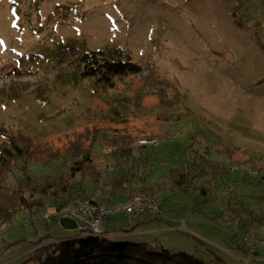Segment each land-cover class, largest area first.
Returning <instances> with one entry per match:
<instances>
[{
    "label": "rangeland",
    "instance_id": "1",
    "mask_svg": "<svg viewBox=\"0 0 264 264\" xmlns=\"http://www.w3.org/2000/svg\"><path fill=\"white\" fill-rule=\"evenodd\" d=\"M83 52L127 54L142 70L110 84L82 78ZM91 123L102 135L125 126L139 148L149 145L140 140H164L144 152L149 182L172 167L191 168L197 150L198 160H211L204 154L211 146L235 149L233 166L216 170L209 193L192 187L161 194L166 219L148 221L145 228L153 231L116 235L147 214L105 215L101 226L110 239L129 242L132 251L143 243L142 251L184 252L211 264H264L263 245L254 259L240 249L255 237L251 225L264 228V0H0V143L20 132L57 144L63 132ZM173 130L194 131L196 140L187 133L166 137ZM104 152L93 145L101 184L83 182L92 198L107 193L113 174ZM59 165L29 168L39 175ZM230 198L246 207H236L243 212L235 220L227 218ZM50 212L55 215L50 207L35 213L29 224L21 222L32 216L19 212L0 227V264H41L45 255L38 260L26 253L30 244L89 234L45 219ZM169 217L171 229H155L166 227Z\"/></svg>",
    "mask_w": 264,
    "mask_h": 264
},
{
    "label": "trees",
    "instance_id": "2",
    "mask_svg": "<svg viewBox=\"0 0 264 264\" xmlns=\"http://www.w3.org/2000/svg\"><path fill=\"white\" fill-rule=\"evenodd\" d=\"M98 54H80L78 61L82 66V78L94 77L110 84L114 78L138 74L142 70L129 60L127 54L121 58L98 57ZM101 130L103 128L95 123L85 125L81 130L76 127L63 132V138L57 144L37 143L20 132L8 135L0 143V227L19 212H28L34 217L35 213L45 211L47 207L59 212L76 201L92 200L100 205L135 199L156 202L155 197L163 191L187 192L192 187L199 188L205 194L207 186L196 185L197 178L209 173L212 176L208 184H211L218 173L216 170L228 172L226 164L212 163L205 156L198 160L197 154L189 163L191 168L172 167L165 177L152 183L147 180L151 174L147 155L137 156L135 153L137 135L130 133L125 126L110 129L108 135H102ZM167 133L166 137L173 133H187L191 140H196L197 135L194 131L173 130ZM96 143L105 150L106 166L113 174L109 177L107 193L100 190L92 198L83 190V182L89 179L93 184H101V174L94 165L92 155ZM58 161L60 165L52 173L36 175L29 168L30 164L49 167ZM137 168H141V174H137ZM15 171H19V175ZM157 205L161 208V205ZM48 219L56 220L57 216L51 215ZM128 244L113 241L106 235L79 234L50 243L37 241L33 257L41 260L45 255L41 264H211L184 252L172 254L166 249L160 252L142 251L145 248L143 243L133 244L140 247L132 251Z\"/></svg>",
    "mask_w": 264,
    "mask_h": 264
},
{
    "label": "built area",
    "instance_id": "3",
    "mask_svg": "<svg viewBox=\"0 0 264 264\" xmlns=\"http://www.w3.org/2000/svg\"><path fill=\"white\" fill-rule=\"evenodd\" d=\"M161 139L156 140H140V143L155 145L160 143ZM254 174V172H253ZM257 176V174H256ZM124 211L128 216L137 214H147V213H157L163 214L162 209L157 205L156 202L150 199H135L126 202H118L112 205L104 206L93 202L92 200H83L69 203L65 206L61 211L56 212L55 216L57 219L66 217L73 219L77 228L80 230L88 231L92 236H102L104 235V231L102 230V222L104 220L105 215L110 214L112 212ZM52 212L45 213L44 218L48 219ZM26 218L21 223L29 224V222L33 219ZM2 238V230L0 229V239ZM247 242L248 250L247 258H252L253 252L258 251V247L261 243H258L255 239L252 240L245 239ZM264 243V242H263ZM255 254V253H254Z\"/></svg>",
    "mask_w": 264,
    "mask_h": 264
},
{
    "label": "crops",
    "instance_id": "4",
    "mask_svg": "<svg viewBox=\"0 0 264 264\" xmlns=\"http://www.w3.org/2000/svg\"><path fill=\"white\" fill-rule=\"evenodd\" d=\"M164 141V140H163ZM163 141H161L160 143H162ZM160 143H158V144H155V145H143V146H140V148H139V146L135 143V146H136V150H135V153L137 152V151H139V153L141 152V150L143 149V152H142V156L143 155H145L149 150L151 151V149H152V147H154V146H157V145H159ZM211 148H212V153H208V157H209V155H211L212 154V161L213 162H222L223 164H226V166H227V170H229V168H230V166H233V159H234V157H235V155H234V151H232V150H235L233 147H227L226 149H230V151L231 152H228V153H223L222 151H221V149L219 148V147H217V146H211ZM214 148V149H213ZM229 151V150H228ZM144 152H146V153H144ZM197 152H198V150H197ZM198 154V153H197ZM196 154V155H197ZM204 154H205V152H204ZM196 155L194 156V159H195V157H196ZM206 156H207V154H205ZM200 156L198 155V158H199ZM214 157V158H213ZM215 157H218L217 159L215 158ZM209 159H210V157H209ZM208 170V169H207ZM260 170V169H259ZM168 171H169V169H168ZM167 171L165 172V174H161L160 176L158 175V178H156L157 180H160L161 178H163V177H165L166 175H167ZM206 176V177H205ZM211 176L212 175H210L209 173L208 174H206V175H202V176H200L199 178H198V181H201V182H197V179H196V181H195V184L196 185H200V186H202V187H206L207 186V188H206V193H209L210 192V187L212 188V183L214 182H212L211 184H208V182L210 181V179H211ZM153 176H152V174H151V178H152ZM157 180H155L154 182H156ZM203 182V183H202ZM153 183V182H152ZM165 192H170L171 194H170V196L171 195H173L174 193H172L171 191H163V192H161V193H159L156 197H155V201L159 204V205H161V208H162V212H163V214H155V213H147V216H144V219L142 220V221H138V223H136L137 225H133V226H131L130 228H129V232H126L127 230L126 229H124V228H122L123 230L122 231H120V232H116V235H119V234H127V233H135L134 234V236H138L139 234L138 233H140V235H142V234H145V233H148L149 231H153L154 229L153 228H145V227H147L148 225H152V224H149V223H147L148 221H152V220H160L161 218H164V219H166L165 217V212H164V208H163V204H164V202H165V197H163V199H160L161 197H160V195L161 194H163V193H165ZM205 193V194H206ZM235 199V200H234ZM122 202H124V201H122ZM232 202H233V205H232ZM245 203L244 202H242L241 200H239L238 198H230V206H232V208H228V210H227V212H231V214H232V216H230V215H228V217L227 218H229V219H236V218H239V217H237L238 216V213L240 212H243V211H236V207H240V206H242V207H245V205H244ZM101 205H104V206H108V204H101ZM246 208V207H245ZM246 212H247V210H246ZM180 220H183V219H180ZM173 222V218H171V217H169L168 218V221H167V226L166 227H162L161 228V226H159V224H157L156 226H155V229L156 230H159V231H161V230H164V232L165 231H167V228H169V229H171L172 228V225H171V223ZM105 223V222H104ZM256 224V223H255ZM260 224H264V223H260ZM136 228H144V229H142V230H136ZM102 230L104 231V235H109V234H107V232H106V229H104L103 227H102ZM121 230V229H120ZM251 230L252 231H250V234L251 233H253V235L255 234V237H253V238H255L256 240H257V242L258 243H261V245H263L264 246V239H262L263 237H264V228L263 229H256L255 227H254V225H251ZM126 232V233H125ZM258 234H260L259 236H258ZM71 235V236H70ZM72 236H74L73 234H71V233H69L68 234V236H65V237H72ZM258 238V239H257ZM246 241V240H245ZM48 243H50V242H48ZM43 244V243H42ZM151 244V246H153L154 244H156V246H157V243L156 242H151L150 243ZM260 245V247H259V249H258V251L255 253V255H254V257L253 258H251V259H254V258H258L256 255L258 254V253H260V248L261 247H263V246H261ZM36 247V245H35V242L33 243V244H30L27 248H25V251H26V253H28V252H33V249ZM241 250H242V253H243V255L245 256V258H246V255H247V251H248V246H247V248H245V249H243V248H240ZM243 256V257H244ZM247 260H250V259H247Z\"/></svg>",
    "mask_w": 264,
    "mask_h": 264
},
{
    "label": "water",
    "instance_id": "5",
    "mask_svg": "<svg viewBox=\"0 0 264 264\" xmlns=\"http://www.w3.org/2000/svg\"><path fill=\"white\" fill-rule=\"evenodd\" d=\"M59 224L66 228V229H75L77 228V224L76 222L71 219V218H66V217H63V218H60L59 219Z\"/></svg>",
    "mask_w": 264,
    "mask_h": 264
}]
</instances>
